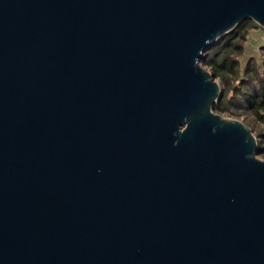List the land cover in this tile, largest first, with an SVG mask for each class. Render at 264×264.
<instances>
[{"label": "water", "instance_id": "95a60500", "mask_svg": "<svg viewBox=\"0 0 264 264\" xmlns=\"http://www.w3.org/2000/svg\"><path fill=\"white\" fill-rule=\"evenodd\" d=\"M264 0H0V264H264V161L203 54Z\"/></svg>", "mask_w": 264, "mask_h": 264}, {"label": "trees", "instance_id": "16d2710c", "mask_svg": "<svg viewBox=\"0 0 264 264\" xmlns=\"http://www.w3.org/2000/svg\"><path fill=\"white\" fill-rule=\"evenodd\" d=\"M255 27L261 26L251 19L235 26L203 54L200 64L224 83L212 111L253 120L260 129L257 156L264 157V67L260 71L254 63L247 64L241 75L238 61L244 54L246 38Z\"/></svg>", "mask_w": 264, "mask_h": 264}, {"label": "rangeland", "instance_id": "374dc122", "mask_svg": "<svg viewBox=\"0 0 264 264\" xmlns=\"http://www.w3.org/2000/svg\"><path fill=\"white\" fill-rule=\"evenodd\" d=\"M264 28H252L246 38V41L244 43V54L242 57L239 58V70L241 75L243 74L244 68L247 66V64L254 63L257 68L260 69V71H263L264 67ZM206 71L210 72V69H207L203 67ZM212 74V73H211ZM214 81L218 84L219 89L222 91L224 89V83L221 81L220 78H214ZM238 84V81L236 82ZM220 115L223 118L226 119H235L242 123H244L246 126H248L253 136L256 138V141L258 139V136L260 134V129L258 128V125L254 123L253 120L247 119L242 117H233L227 114H221L216 113ZM258 159L264 161V157L257 156Z\"/></svg>", "mask_w": 264, "mask_h": 264}]
</instances>
